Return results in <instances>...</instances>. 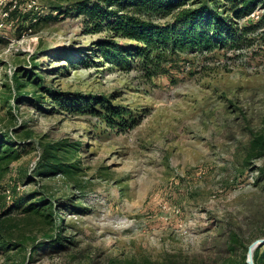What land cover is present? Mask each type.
<instances>
[{
    "label": "rangeland",
    "instance_id": "obj_1",
    "mask_svg": "<svg viewBox=\"0 0 264 264\" xmlns=\"http://www.w3.org/2000/svg\"><path fill=\"white\" fill-rule=\"evenodd\" d=\"M74 4L19 0L0 28V264L214 258L215 224L264 219V46L181 54L148 81L101 46L138 44Z\"/></svg>",
    "mask_w": 264,
    "mask_h": 264
},
{
    "label": "trees",
    "instance_id": "obj_2",
    "mask_svg": "<svg viewBox=\"0 0 264 264\" xmlns=\"http://www.w3.org/2000/svg\"><path fill=\"white\" fill-rule=\"evenodd\" d=\"M55 8L58 14H67L60 5ZM256 10L260 13L251 17ZM73 11L83 17L89 32L107 29L113 37L135 41L138 45L131 51L121 50L113 41H105L101 46L105 47L109 62L121 70H128L138 62L139 71L148 81L166 72V64L181 54L204 55L217 51L238 58L256 44L264 46V0H75ZM77 97V102L87 105L93 101L103 105L105 101L82 94ZM250 152L256 157L264 155V134L251 140ZM262 225L264 219L262 224H255L231 213L213 226L216 256L200 258L193 264H248L250 244L264 238V232L251 231L260 230ZM46 240L37 242L34 248H60L58 238ZM262 248L264 245L254 250L255 264H264ZM107 264L174 263L131 259L120 262L112 258Z\"/></svg>",
    "mask_w": 264,
    "mask_h": 264
},
{
    "label": "built area",
    "instance_id": "obj_3",
    "mask_svg": "<svg viewBox=\"0 0 264 264\" xmlns=\"http://www.w3.org/2000/svg\"><path fill=\"white\" fill-rule=\"evenodd\" d=\"M18 2L19 0H0V28L5 25L6 21H9L11 12L17 7Z\"/></svg>",
    "mask_w": 264,
    "mask_h": 264
},
{
    "label": "water",
    "instance_id": "obj_4",
    "mask_svg": "<svg viewBox=\"0 0 264 264\" xmlns=\"http://www.w3.org/2000/svg\"><path fill=\"white\" fill-rule=\"evenodd\" d=\"M264 245V238H261V239H258V240H255L253 241L249 248H248V254H247V262L248 264H255V261H254V250L257 248V247H260V246H263Z\"/></svg>",
    "mask_w": 264,
    "mask_h": 264
}]
</instances>
